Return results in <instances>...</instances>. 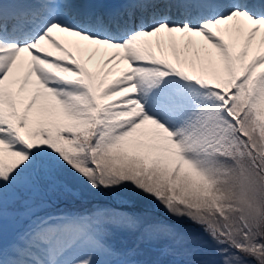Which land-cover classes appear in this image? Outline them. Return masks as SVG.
I'll return each instance as SVG.
<instances>
[{
    "label": "snow or ice",
    "instance_id": "6c2138e0",
    "mask_svg": "<svg viewBox=\"0 0 264 264\" xmlns=\"http://www.w3.org/2000/svg\"><path fill=\"white\" fill-rule=\"evenodd\" d=\"M0 264H264V0H0Z\"/></svg>",
    "mask_w": 264,
    "mask_h": 264
},
{
    "label": "rangeland",
    "instance_id": "374dc122",
    "mask_svg": "<svg viewBox=\"0 0 264 264\" xmlns=\"http://www.w3.org/2000/svg\"><path fill=\"white\" fill-rule=\"evenodd\" d=\"M125 65L121 62V64L116 65V69L114 70V74H118V70L124 68Z\"/></svg>",
    "mask_w": 264,
    "mask_h": 264
}]
</instances>
